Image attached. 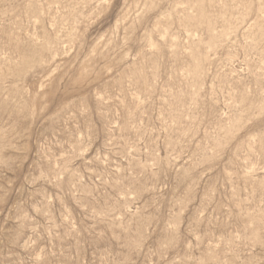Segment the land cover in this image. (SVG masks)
<instances>
[{
  "label": "rangeland",
  "instance_id": "374dc122",
  "mask_svg": "<svg viewBox=\"0 0 264 264\" xmlns=\"http://www.w3.org/2000/svg\"><path fill=\"white\" fill-rule=\"evenodd\" d=\"M0 264H264V0H0Z\"/></svg>",
  "mask_w": 264,
  "mask_h": 264
}]
</instances>
